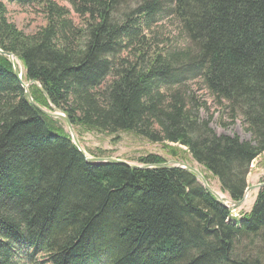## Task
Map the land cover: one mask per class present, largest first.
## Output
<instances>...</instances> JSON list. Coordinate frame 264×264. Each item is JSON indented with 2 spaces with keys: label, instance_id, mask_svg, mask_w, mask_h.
Listing matches in <instances>:
<instances>
[{
  "label": "trees",
  "instance_id": "16d2710c",
  "mask_svg": "<svg viewBox=\"0 0 264 264\" xmlns=\"http://www.w3.org/2000/svg\"><path fill=\"white\" fill-rule=\"evenodd\" d=\"M9 5L38 8L43 26L24 34ZM164 16L183 46L162 38ZM0 50L36 83L30 103L0 55V264H260L238 249L257 245L263 259L264 187L234 219L186 170L87 162L37 107L63 113L78 140L130 133L173 157L179 145L238 202L264 153V0H0ZM192 81L248 141L201 120Z\"/></svg>",
  "mask_w": 264,
  "mask_h": 264
},
{
  "label": "rangeland",
  "instance_id": "374dc122",
  "mask_svg": "<svg viewBox=\"0 0 264 264\" xmlns=\"http://www.w3.org/2000/svg\"><path fill=\"white\" fill-rule=\"evenodd\" d=\"M8 19L15 24L24 34H33L38 28L43 26L44 20L42 15L38 12V8L17 7L15 5L7 6ZM162 32V38L168 39L169 43L184 45V40L180 35V30L173 17L164 16L163 20L156 26ZM166 37V38H165ZM18 69V68H17ZM23 80H25L23 75ZM186 88H189V93L201 104L199 116L201 120L208 121L209 127L217 135H236L240 140L248 141L249 135L245 131V127L240 117L231 119L226 112L227 109L219 106L212 97L208 94L199 81H192L187 83ZM186 89V90H187ZM78 139V138H77ZM80 147L85 153L86 157L100 156L98 158L107 159L113 158L125 161L129 164H139L137 159L148 156L156 155L161 157L166 162H181L192 166L197 169L208 182L210 188L217 192L221 198H224L220 193V187L217 181L210 176L201 166L196 164L192 158L185 153V149L176 144H168L172 146L176 157L170 153V149L162 144L150 143L140 137L130 133L119 132L114 135L106 133H99L95 131H82L78 140ZM264 182V153L260 155L250 165V172L247 178L248 187H255ZM257 190L253 189L249 192L244 203L237 209H230L232 217L239 219L242 213H248L255 201ZM230 202L225 200V204L230 206ZM248 242H243L239 247V251H246V256L253 259H258L260 264H264V255L261 259L255 252L257 245H252ZM29 264H43V260L39 257L32 260Z\"/></svg>",
  "mask_w": 264,
  "mask_h": 264
},
{
  "label": "water",
  "instance_id": "95a60500",
  "mask_svg": "<svg viewBox=\"0 0 264 264\" xmlns=\"http://www.w3.org/2000/svg\"><path fill=\"white\" fill-rule=\"evenodd\" d=\"M0 55L6 57L10 63H11V66H12V69H13V73H14V76L16 77V79L18 80L19 84L21 85V87L24 89V93H25V96L27 98V100L32 103V97L28 91V88L32 85H36L35 82L33 81H24L22 80V77H21V74L19 72V70L17 69V61L18 59L12 54V53H6V52H3L0 50ZM41 113L53 118V119H59L61 120L65 126H66V129L70 135V138H71V141L73 143V145L78 149V151L83 155V157L85 158V160L87 162H90V163H120V164H123V165H126L130 168H134V169H138V168H141V169H152V168H160V167H174V168H180L182 170H186L190 173H192L193 175L196 176V179L198 181V183L205 189L207 190L214 198H216L218 201L222 202L224 200H228L230 203V206L226 205L228 209H237L239 208L243 203L244 201L246 200L248 194L250 191H252L253 189H260L262 187H264V183L262 184H259L258 186H255V187H248L245 192H244V195H243V198L238 201V202H231L229 199H227L226 197L224 198H221L220 195L217 193V192H214L210 186L208 185L206 179L202 176V174L195 168H193L192 166L188 165V164H185V163H177V162H171V163H167V164H160V165H152V166H142V167H139L137 165H134V164H129L125 161H122V160H118V159H113V158H107V159H102V158H93V157H86L85 156V153L84 151L82 150V148L80 147V144L78 142V139H77V136L76 134L74 133V130H73V127L71 125V123L69 122V120L67 119V117L61 113L60 111L56 110L55 108H52V112H47L39 107H37Z\"/></svg>",
  "mask_w": 264,
  "mask_h": 264
},
{
  "label": "bare ground",
  "instance_id": "6f19581e",
  "mask_svg": "<svg viewBox=\"0 0 264 264\" xmlns=\"http://www.w3.org/2000/svg\"><path fill=\"white\" fill-rule=\"evenodd\" d=\"M17 68H18V70H19V72H20V74H21V77H23V75H24V71H23V68H22V65H21V63L19 62V61H17ZM28 81V80H27ZM76 134V133H75ZM88 158H90V157H88ZM95 164H97V163H95ZM31 263V262H30Z\"/></svg>",
  "mask_w": 264,
  "mask_h": 264
}]
</instances>
